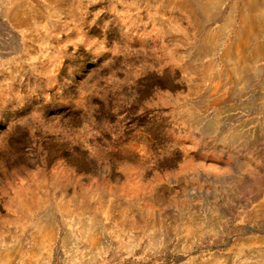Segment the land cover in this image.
<instances>
[{"label":"rangeland","instance_id":"1","mask_svg":"<svg viewBox=\"0 0 264 264\" xmlns=\"http://www.w3.org/2000/svg\"><path fill=\"white\" fill-rule=\"evenodd\" d=\"M0 264H264V0H0Z\"/></svg>","mask_w":264,"mask_h":264}]
</instances>
